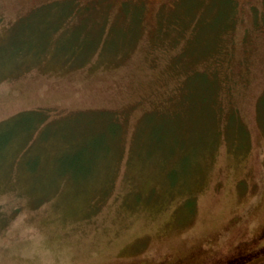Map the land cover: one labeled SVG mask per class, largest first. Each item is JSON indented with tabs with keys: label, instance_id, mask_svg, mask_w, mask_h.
<instances>
[{
	"label": "rangeland",
	"instance_id": "374dc122",
	"mask_svg": "<svg viewBox=\"0 0 264 264\" xmlns=\"http://www.w3.org/2000/svg\"><path fill=\"white\" fill-rule=\"evenodd\" d=\"M221 1L0 0V264H264V0Z\"/></svg>",
	"mask_w": 264,
	"mask_h": 264
},
{
	"label": "trees",
	"instance_id": "16d2710c",
	"mask_svg": "<svg viewBox=\"0 0 264 264\" xmlns=\"http://www.w3.org/2000/svg\"><path fill=\"white\" fill-rule=\"evenodd\" d=\"M223 1H224L225 6L228 8L229 13L236 11L237 6L235 3V0H222L221 2L223 3ZM204 14H207V17H205V19H207V18L211 19V18L215 17L216 21L218 20L219 22H221L222 18L220 16L223 14V10L222 9H216L213 12V14H210V12L207 9H205ZM203 16L204 15H202L201 18ZM215 25H216V23H213V26H215ZM200 36L203 37V33L199 31L198 37H200ZM199 43H202V40H200Z\"/></svg>",
	"mask_w": 264,
	"mask_h": 264
}]
</instances>
